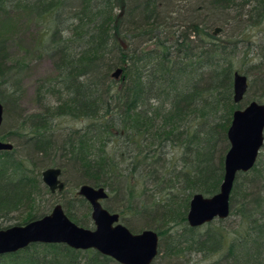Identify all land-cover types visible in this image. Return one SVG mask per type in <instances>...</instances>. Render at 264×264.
<instances>
[{"label":"trees","instance_id":"16d2710c","mask_svg":"<svg viewBox=\"0 0 264 264\" xmlns=\"http://www.w3.org/2000/svg\"><path fill=\"white\" fill-rule=\"evenodd\" d=\"M14 12L48 24L39 48L54 74L38 86L42 111L17 117L2 138L14 149L0 152V230L41 219L57 204L90 228L92 207L77 194L88 184L107 190L106 209L132 233L157 232L155 261L201 254L208 264H264V154L237 176L232 219L196 229L187 222L195 194L220 192L227 132L234 111L243 109L233 79L242 70L235 64L241 42L214 36V29L230 25V12L246 16L251 28L264 25V0H0L1 16ZM253 50L246 47L243 63ZM2 61L0 42L4 78L10 72ZM117 69L120 79L112 74ZM250 70L264 86V59ZM0 101L10 115L18 98L0 92ZM59 118L80 126L58 133ZM52 166L62 169L61 193L43 183ZM80 208L87 210L82 218ZM110 262L65 244H31L0 256V264Z\"/></svg>","mask_w":264,"mask_h":264},{"label":"water","instance_id":"95a60500","mask_svg":"<svg viewBox=\"0 0 264 264\" xmlns=\"http://www.w3.org/2000/svg\"><path fill=\"white\" fill-rule=\"evenodd\" d=\"M222 28L213 32L217 36ZM115 79L123 75L122 69L112 73ZM234 101L243 102L249 89L247 75L234 73ZM227 132L230 149L224 162V181L220 192L212 197L197 193L191 200L187 222L192 228L206 226L218 220H227L231 215V194L239 173H248L259 160L264 148V104L251 102L245 109L234 111ZM4 104L0 101V128L4 120ZM14 145L0 140V152L12 151ZM62 169L50 167L42 173L43 183L50 192L61 193L65 188ZM77 194L92 207L94 229H85L68 218L61 204L54 206L52 213L29 224L0 230V256L17 253L31 244H62L73 250H94L110 257L118 264H153L159 255L160 237L154 230L134 234L121 223V217L103 207L109 197L103 187L82 185Z\"/></svg>","mask_w":264,"mask_h":264},{"label":"rangeland","instance_id":"374dc122","mask_svg":"<svg viewBox=\"0 0 264 264\" xmlns=\"http://www.w3.org/2000/svg\"><path fill=\"white\" fill-rule=\"evenodd\" d=\"M230 15L236 18L237 14L235 12H230L229 16ZM234 18L230 21V25L224 30L222 29L223 31L217 36H221L222 39H227L231 37V35H235L236 37L234 39L241 42L239 43L241 50H239L240 53L237 55L235 64L237 68L242 69L241 74L247 75L249 79V91L242 103L243 109H245L246 106L256 100L264 104V86L259 83L260 76L251 70L248 72L249 74L246 73V70L260 63L261 59H264V25H254L251 28L250 26L253 24L246 16L237 19ZM47 27V23L37 22L36 17L34 15L31 17L29 13L21 14V16H17L15 12L8 16L0 15V42H3L6 48L7 57V62L2 61L3 68L10 72L9 76L4 78L0 75V92H3L7 98L11 97V100H16L18 98V102L15 101L14 104L10 105V115H7L4 108V124L0 128L1 141H3L2 138L7 132L12 131L18 125V122L15 121L17 117L21 118V116L23 117L27 114H35L36 112L42 111L43 104L37 99L38 86L41 82L46 80V78L54 74V66H52L50 57L46 53L44 54L39 48L40 36L42 37L46 33ZM241 37L250 42H242L240 40ZM248 46L251 48L253 46L254 50L243 63L246 52L244 50ZM16 81H18V83ZM47 103H50V101L47 100ZM79 126L80 124L75 120L59 118L55 124L54 130L58 133H62L67 129L69 130L71 127ZM56 137L58 138V135ZM5 140L7 141V139ZM263 154L264 148L261 151V155ZM102 203L103 207H105L106 202L103 201ZM110 203L113 204V201ZM78 211V216L80 218L87 212L86 208H80ZM91 213L92 211L89 212L90 218ZM229 218L232 219L233 217L230 215ZM214 223L216 225L220 224L218 221ZM231 224V221H229V224H225L228 231L234 227L231 226ZM94 228V222L91 218L90 228L87 229L95 230ZM217 258L218 257L213 256L212 259L214 260ZM209 261V258L207 259L201 254L197 256L192 254L186 256L184 259L167 260L164 262L160 260L155 261L154 264H208ZM109 264L118 263L110 262Z\"/></svg>","mask_w":264,"mask_h":264}]
</instances>
